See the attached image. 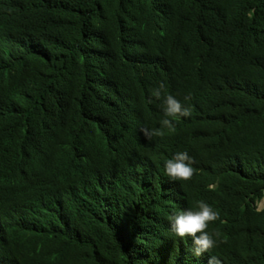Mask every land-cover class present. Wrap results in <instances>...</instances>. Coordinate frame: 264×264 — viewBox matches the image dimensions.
<instances>
[{"label": "trees", "instance_id": "16d2710c", "mask_svg": "<svg viewBox=\"0 0 264 264\" xmlns=\"http://www.w3.org/2000/svg\"><path fill=\"white\" fill-rule=\"evenodd\" d=\"M263 197L264 0H0V264H264Z\"/></svg>", "mask_w": 264, "mask_h": 264}, {"label": "clouds", "instance_id": "9594fccd", "mask_svg": "<svg viewBox=\"0 0 264 264\" xmlns=\"http://www.w3.org/2000/svg\"><path fill=\"white\" fill-rule=\"evenodd\" d=\"M164 89L165 85L161 83L157 88L152 90L151 95L159 100ZM184 99L189 100L190 96H186ZM163 105L165 117L179 119L180 117H188L191 115V108L185 107L171 94L164 95ZM161 124L169 129L174 128V124L169 119H163ZM140 132L147 140H151L153 136L162 134L159 130L148 128H141ZM193 163V158L187 152H178L171 159L166 160L165 173L174 181L191 180L195 172V169L192 167ZM197 208L198 210L195 211L186 210L178 212L169 219L171 229L178 237L181 239L191 237L194 245L192 249L193 255L199 257L216 247L217 241L214 239V236L218 237L219 233H209L208 226L210 223L219 219V213L214 211L204 201H198ZM208 264H221V262L217 257L210 256Z\"/></svg>", "mask_w": 264, "mask_h": 264}, {"label": "rangeland", "instance_id": "374dc122", "mask_svg": "<svg viewBox=\"0 0 264 264\" xmlns=\"http://www.w3.org/2000/svg\"><path fill=\"white\" fill-rule=\"evenodd\" d=\"M261 206H262V203H261V201H259V202L257 203V205H256V208L259 209Z\"/></svg>", "mask_w": 264, "mask_h": 264}, {"label": "water", "instance_id": "95a60500", "mask_svg": "<svg viewBox=\"0 0 264 264\" xmlns=\"http://www.w3.org/2000/svg\"><path fill=\"white\" fill-rule=\"evenodd\" d=\"M262 206L264 205V197L261 199Z\"/></svg>", "mask_w": 264, "mask_h": 264}]
</instances>
